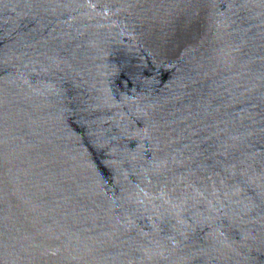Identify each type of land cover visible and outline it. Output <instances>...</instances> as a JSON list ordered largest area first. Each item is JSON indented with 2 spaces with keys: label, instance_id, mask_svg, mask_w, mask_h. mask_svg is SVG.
I'll return each mask as SVG.
<instances>
[{
  "label": "water",
  "instance_id": "water-1",
  "mask_svg": "<svg viewBox=\"0 0 264 264\" xmlns=\"http://www.w3.org/2000/svg\"><path fill=\"white\" fill-rule=\"evenodd\" d=\"M0 264H264V0H0Z\"/></svg>",
  "mask_w": 264,
  "mask_h": 264
}]
</instances>
